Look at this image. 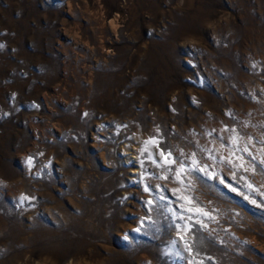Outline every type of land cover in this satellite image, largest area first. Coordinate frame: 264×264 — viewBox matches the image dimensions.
Here are the masks:
<instances>
[{
  "label": "rangeland",
  "instance_id": "obj_1",
  "mask_svg": "<svg viewBox=\"0 0 264 264\" xmlns=\"http://www.w3.org/2000/svg\"><path fill=\"white\" fill-rule=\"evenodd\" d=\"M0 264H264V0H0Z\"/></svg>",
  "mask_w": 264,
  "mask_h": 264
},
{
  "label": "snow or ice",
  "instance_id": "obj_2",
  "mask_svg": "<svg viewBox=\"0 0 264 264\" xmlns=\"http://www.w3.org/2000/svg\"><path fill=\"white\" fill-rule=\"evenodd\" d=\"M227 130V129H225ZM232 131L235 133V129H232ZM237 140H238V136L236 135H233L231 137V142L233 145H235L237 143ZM249 143H251V138L249 139ZM149 144H158V141L156 139H150L148 141L145 142V149L144 151H147L148 148H147V145ZM221 147H224V145H221ZM201 151H207L209 153V159H211L214 163H223V162H227L229 164H232L233 161L231 159V156L233 155L232 152L229 153V157H224V156H221L220 159L217 161L216 157L214 155H211V153L213 152V149H201ZM244 151L247 152L248 149L247 147L244 148ZM160 157L162 158V163L161 164H158V166L160 167H163V166H169L168 167V170L171 171V165H174V164H179V166L175 169V179L183 186L184 185V177L186 175H191L192 173L194 172H199V173H205V174H208V175H215V173H209L208 172V165L205 164V165H201L200 162L197 160L196 158V153H192L191 157H189L188 159H190L191 161V164L190 165H186L184 161H178L177 159H174L172 157V153L169 151V152H165V151H160L159 153ZM181 155H183V152L181 151ZM151 158V157H150ZM239 159L241 160V163L239 165H233L234 167H243V157H239ZM254 159V158H253ZM154 163H156V161L154 160L153 161ZM247 170V169H245ZM163 179H168V176L165 175L163 177H161ZM223 182V181H222ZM189 186H191V182H189ZM249 187H251V185H249ZM147 190V189H146ZM174 192H180L181 189H174L173 190ZM180 199H183L186 204H193L194 201L192 200L191 197L189 196H184V195H181L179 197ZM149 204L152 203V201H148ZM187 212L189 213H195V214H199V215H203V216H209L210 214L208 212H205L202 208L200 207H186L185 209ZM192 216H189L187 219L188 220H192ZM181 219H183V217H181ZM177 227H180L179 225H177ZM206 227V225H205ZM184 232H189L191 231V225H186L183 229ZM181 239H184L183 236H181ZM175 243V241L173 242ZM189 250L191 251V246H189Z\"/></svg>",
  "mask_w": 264,
  "mask_h": 264
}]
</instances>
